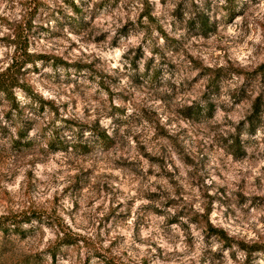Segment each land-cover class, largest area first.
Instances as JSON below:
<instances>
[{"label":"clouds","instance_id":"clouds-1","mask_svg":"<svg viewBox=\"0 0 264 264\" xmlns=\"http://www.w3.org/2000/svg\"><path fill=\"white\" fill-rule=\"evenodd\" d=\"M45 2L49 6L41 9L47 18L45 27L61 31L60 20L64 42H77L81 62L93 68L69 79L76 68L51 64L45 68L44 62L35 60L24 62L26 75L17 76L13 66L25 59L23 42L17 38L25 9L20 0H0V17L13 22H0V74L15 76L18 83L8 91L19 97L12 121L5 120L0 109V128L9 130L7 137L0 132V218L8 215L9 208L49 209L58 197L56 217L64 231L82 234L106 250L101 259L93 249H83L89 264H105L109 256L117 264L144 260L148 264H264V247H251L264 245V102L256 119H248L251 102L245 94L256 93L241 87L242 74L228 70L229 61L242 69L264 61V0H182V5L180 0H166L163 5L148 0L156 23L149 16L141 18L144 0H75L84 13L85 28L79 35L58 13L52 18V12L62 6L77 20L80 16L63 0ZM200 17L207 19V28ZM126 26L127 31H122ZM161 27L167 38L161 35ZM101 32L107 37L98 43ZM42 43L48 47V41ZM26 51H34L31 43ZM217 55L220 59L214 58ZM193 58L212 68L223 65L225 75L216 85L219 91L209 87L212 73L202 74ZM36 66L42 70L39 75L33 70ZM156 69L160 77L153 81ZM102 84L113 93L111 98ZM5 95L0 91V96ZM41 101L46 102L44 112L33 113ZM47 102L57 107L67 102L69 107L61 108L56 118ZM113 107L123 109V114L112 111ZM19 120L27 132L22 143L31 141V148L12 146L13 137L19 138V125L12 124ZM65 120L89 126L73 127ZM30 121L38 123L29 128ZM160 126L169 135L160 133ZM101 132L109 134L118 151L105 146ZM56 133L63 147L59 142L50 147ZM142 145L157 159L146 156ZM96 153L102 155L93 160ZM85 160L90 164L85 165ZM125 160L135 163L129 167ZM86 166L92 172L80 174L76 181L80 168ZM168 170L175 174L168 176ZM177 188L180 194L174 195ZM169 196L173 203L162 206ZM185 206L191 213L179 214ZM112 208L116 213L101 227L99 217ZM205 215L227 226L233 241L229 247L218 235L206 234ZM14 227L27 236L21 240L14 232L7 237L0 232V244L5 239L13 242L0 247L3 264H25L27 249L21 243L31 246L39 240L42 247L55 248L64 235L47 217H30ZM83 245V240L72 248L59 245L57 264H80L74 249ZM44 258L45 264H52L50 252L45 251Z\"/></svg>","mask_w":264,"mask_h":264},{"label":"rangeland","instance_id":"rangeland-1","mask_svg":"<svg viewBox=\"0 0 264 264\" xmlns=\"http://www.w3.org/2000/svg\"><path fill=\"white\" fill-rule=\"evenodd\" d=\"M21 4L23 5L24 9H25V14H24V19L23 22L18 24L17 26V30L19 29V26L21 24L24 23H30L31 25V34H30V39H29V43H31V46L34 48L33 52H29L32 56H33V61L35 60H39L44 62V67L47 68L49 66V64H51V66L53 68H55L56 66H64L65 68H76L78 71L75 74H70L69 75V79H73L75 75H79V72L85 68H89L92 69L93 68V64L88 63L87 61L81 62L80 60V52L77 50L78 49V44L75 41H68V42H64L63 38H62V29H63V23L60 22V20H57V24L59 25L61 31H52L50 30V28L45 27V21H46V17L41 13V9H45L48 10V4L45 2V0H20ZM181 5H182V0H180ZM64 5H67L68 8H70L73 12L76 13L77 16H80L81 19L77 20L75 18V16L69 15L67 9H65L64 7H57L55 10H53L52 12V18L56 17V14H59V17L63 18V21L70 24L73 29L75 30V32L77 33V35H79L85 28V25L83 24V15L84 13L81 11V9L79 7H77V5L75 4V0H63ZM166 3V0H160V4L163 5ZM36 7V14L34 16H32V9L33 7ZM172 11H176L175 9H173ZM153 12H154V8L152 5H150L148 3V0H144V9L141 12V18H143V16H149L150 19H152L153 23H156L155 17L153 16ZM203 18L204 23L206 24V28L208 27L207 25V19L205 17H200ZM161 19H163V17H161ZM35 21V22H34ZM0 22L6 23L11 25L13 22L11 20H8L6 17H0ZM131 23V21L129 22ZM193 22L190 20L189 24L191 25ZM89 28L91 27L90 25L88 26ZM122 31H127V26L122 29ZM161 35H164L167 38V34L164 32V29L161 27L159 29ZM107 37L106 33L101 32L99 35L96 36V41L99 43L101 41H104ZM91 38V33H89V37ZM48 41V47H44V44L42 43V41ZM225 46H221V48H223ZM139 53V50H137ZM215 59H220V56L217 55L216 57H214ZM226 58V56H225ZM193 62L196 63L197 67L201 68V72L203 73H212V80L214 79L215 76L220 75L218 80L216 81V83L214 85H211V81L209 82V87L219 91V89L216 87L218 81L220 80L221 76L225 75V69L223 67V65H220L218 67L212 68V67H208V66H204L203 64L195 61V59L193 58ZM96 63V62H93ZM229 63V71H234V72H238L240 74H242L245 77V84L242 85L241 87H248L251 88L253 90L255 94V96L250 95V94H245L247 96V99L251 102V107L249 109V113L247 118L250 120H255L256 116L258 115L259 111H260V106L261 103L264 102V61H260L254 65L249 66L247 69H242L236 66H232L231 65V61L228 62ZM151 65H152V61L149 60L148 62V66H149V70H151ZM135 63H133V67H135ZM37 75H39L41 73V68L36 66L33 69ZM19 75H26V73L24 72V70H22V72ZM160 77V71L159 69H156L154 71V74L152 76V80L155 81ZM59 77H57L58 79ZM90 78V77H89ZM106 79H113L112 77H105ZM254 81V84H248L247 81ZM189 83H191V81H189ZM102 87L105 88V91L109 92V98L112 97L113 93L111 92L110 89H108L105 85H101ZM23 87H28V85H23ZM225 87L227 88L228 85L225 84ZM79 85H77L76 91H79ZM236 92L237 90H232V98L235 99L236 98ZM244 94V93H242ZM18 99L19 97H14L11 93V95L9 96V98L7 96H0V109H3L4 111V118L7 121H12V112L14 109L18 110L19 109V104H18ZM259 99L258 103H259V108H258V112L257 114H253V105L256 103V101ZM8 102H11L10 107H6V104H8ZM45 101H41V107L39 109L33 107L32 111L33 113H40L42 114L44 112V107L43 105L45 104ZM48 106L52 109L53 112H55L56 114V118L60 117V111L61 108L64 110H67V108L69 107V104L66 102L63 105H61L60 107H57L56 104L47 102ZM71 103L73 105H75L77 103L75 96L71 97ZM112 111L114 112H120L121 114H123V109H119V108H112ZM24 113L23 112H19V116L23 117ZM33 123H38L37 121H30L27 125V127H32ZM64 123L66 125H71L73 127H79V128H86L89 125L84 123H78L74 120H65ZM18 126V139L16 137H13L12 139V146L14 148H20V147H26V148H31L33 146L32 142L29 141L27 144H23L22 142L24 141L25 137L27 136V132L25 130V126L22 120H19L17 122H13L12 126ZM44 131H47V128L44 129ZM158 131L164 135H169L167 129L163 128V126H160V128L158 129ZM0 132L3 133V135L5 137H7L9 135V130L7 127L4 128H0ZM56 135V139L50 142V147H56L57 143L59 142V146L63 147V142L59 141V135L58 133L55 134ZM102 141L104 142L106 147H113L114 151H118L119 146L118 145H114V141L112 140V138L109 136V134L107 132H101L100 133ZM122 135V134H121ZM78 138H79V134H77ZM77 148H79V146L77 145ZM142 150L144 151V154L146 156H148L151 159H157V157H152L151 153H149L146 149V147H144L142 145ZM89 149L85 148L84 152L88 153ZM100 155H102L101 153H96L93 156V160H95L97 157H99ZM75 159V157H74ZM126 164L129 165V167H132L134 165V161H128L125 160L124 161ZM117 163H119V161H117ZM85 165H89L90 161L89 160H85L84 161ZM92 172V168L91 166H86V167H81L79 172L77 173L75 180L78 181L79 180V176L80 174H90ZM150 174V171H149ZM175 173L172 170H168L167 171V175L168 176H172ZM29 179L31 180L32 177V173L29 172L28 173ZM71 187V186H70ZM31 190V184H29V189ZM67 191V190H66ZM104 191H107V185L104 186ZM221 191H223V189L221 188ZM180 194V189L177 188L175 189L174 195H179ZM183 199V197L181 196V200ZM213 198H209V200H211ZM5 204H11L12 201L10 200H5L4 201ZM59 203V198L57 197L55 200L52 201V207L49 209H37L32 205H27V206H22L20 207L18 210H13L11 208H9L8 210V215H13V216H18L21 213H26L27 215H32L31 217H47L50 224L53 222V220H55L56 224L58 225L59 223V218L56 217V206ZM173 203V199L171 198V196H169L168 199L163 200L162 202V206H170ZM122 206V205H120ZM77 207H79V205H77ZM157 211H159V208H157ZM191 209L187 206L182 207L180 209V213L179 214H190L191 213ZM207 211H211V204L208 205ZM116 213V208H112L109 212V214L107 216H101L99 217V223L101 227L105 226V221L109 220V217L114 215ZM7 215V216H8ZM35 215V216H34ZM6 217V216H5ZM146 219V218H145ZM194 220H198V217H193ZM262 220H264V218H262ZM203 224H204V230L206 232V234H210V228H217V229H221L226 235H227V226L220 224L217 225L214 221L209 220L208 216L205 215L203 217ZM63 227V226H62ZM71 231V230H70ZM1 232V231H0ZM4 234V233H3ZM9 234H4L5 237H7ZM18 235L21 237V240H23V238L26 235L19 234ZM79 236L82 239H85L83 248H75L74 251H76L78 253V259L80 261V264H89V259L86 258L85 256V252L83 249H88L91 248L93 249L95 255L101 259L105 258V249H103L102 247H97L95 242H92L88 239H86L85 237H83L82 234H79ZM228 236V235H227ZM229 245H226L224 243V246L227 248L229 247L233 241L231 239ZM13 242L12 241H8L7 239H5L2 244H0V247H7L8 245H12ZM42 242L37 240L35 243H32L31 246H29L28 244H24L21 243V247L27 249V259L25 261V264H45V258H44V252L51 248H44L41 246ZM14 246V245H13ZM242 247H248L247 245H244L243 243H241ZM253 249L256 248H261L264 247V245L262 244H254L251 246ZM72 248V247H70ZM57 251H59L57 249ZM69 253H64V257L67 258V255ZM0 264H3V261H0ZM52 264H57V256H56V262H52ZM105 264H117V259L113 256H109L106 260H105ZM142 264H148L147 260H144L142 262Z\"/></svg>","mask_w":264,"mask_h":264},{"label":"trees","instance_id":"trees-1","mask_svg":"<svg viewBox=\"0 0 264 264\" xmlns=\"http://www.w3.org/2000/svg\"><path fill=\"white\" fill-rule=\"evenodd\" d=\"M32 16L36 14V7L34 6L32 9ZM204 27L206 28V24L203 21V18H200ZM194 22V21H192ZM31 25L30 23H24L19 26L18 32V39L22 40L23 46L25 48L24 52V61H17L16 64L13 66L16 71V75L18 76L22 70L24 69V62L31 63L33 61V56L26 51V49L29 46V39L31 34ZM11 72V70H9ZM220 75H217L214 77V79L211 81V85H214L216 81L218 80ZM18 83V80L15 78V76L6 75V74H0V91H3L6 93L5 96L9 98L11 95V92L8 91L10 85H15ZM259 99L256 101V103L253 105V114H257L258 108H259ZM32 215H27L26 213H21L20 215H8L6 217L0 218V231L4 234H9L10 232H14L16 234H22L26 235L25 232H21L19 227H14V225H18L20 222L28 220ZM35 216V215H34ZM61 229V232H64V235L59 238L58 244L55 248L51 247L47 249V252H50L52 254V262H56V256H57V249L59 250V245L61 244H68L69 247H73L79 243V241L83 240L84 243L85 239H82L78 234L72 233L70 230L65 232L64 227L60 223L58 225ZM211 233L210 234H216L219 237H221L226 245H229L230 240L228 236L221 230L217 228H210Z\"/></svg>","mask_w":264,"mask_h":264}]
</instances>
